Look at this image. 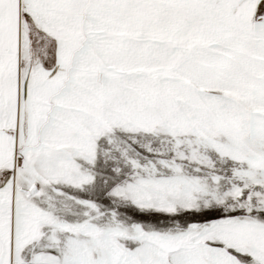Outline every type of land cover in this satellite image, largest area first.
Here are the masks:
<instances>
[{
  "label": "snow or ice",
  "instance_id": "snow-or-ice-1",
  "mask_svg": "<svg viewBox=\"0 0 264 264\" xmlns=\"http://www.w3.org/2000/svg\"><path fill=\"white\" fill-rule=\"evenodd\" d=\"M0 264H264V0H0Z\"/></svg>",
  "mask_w": 264,
  "mask_h": 264
}]
</instances>
